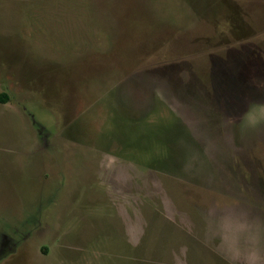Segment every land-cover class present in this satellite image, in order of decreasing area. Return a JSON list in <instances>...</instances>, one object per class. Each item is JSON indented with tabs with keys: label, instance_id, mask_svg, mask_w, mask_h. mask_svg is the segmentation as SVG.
Returning a JSON list of instances; mask_svg holds the SVG:
<instances>
[{
	"label": "rangeland",
	"instance_id": "obj_1",
	"mask_svg": "<svg viewBox=\"0 0 264 264\" xmlns=\"http://www.w3.org/2000/svg\"><path fill=\"white\" fill-rule=\"evenodd\" d=\"M0 264H264V0H0Z\"/></svg>",
	"mask_w": 264,
	"mask_h": 264
},
{
	"label": "trees",
	"instance_id": "obj_2",
	"mask_svg": "<svg viewBox=\"0 0 264 264\" xmlns=\"http://www.w3.org/2000/svg\"><path fill=\"white\" fill-rule=\"evenodd\" d=\"M232 10H234V8H233ZM236 10H237V9H236ZM233 12H234V11H233ZM236 20H237V22H238V21H239V17H236ZM1 99H2L3 101H7V95L4 94V96H2Z\"/></svg>",
	"mask_w": 264,
	"mask_h": 264
}]
</instances>
